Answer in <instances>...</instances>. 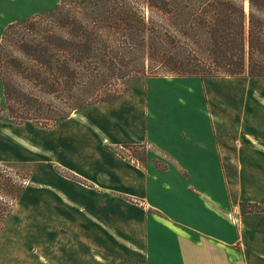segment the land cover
Instances as JSON below:
<instances>
[{
  "label": "crops",
  "instance_id": "0c3cea01",
  "mask_svg": "<svg viewBox=\"0 0 264 264\" xmlns=\"http://www.w3.org/2000/svg\"><path fill=\"white\" fill-rule=\"evenodd\" d=\"M59 1L0 0V38ZM148 81L46 128L52 172L36 164L31 175L49 198L35 191L19 227L6 228L7 216L0 233L16 247L4 248V264H264V77ZM100 103L98 118L84 114Z\"/></svg>",
  "mask_w": 264,
  "mask_h": 264
},
{
  "label": "trees",
  "instance_id": "16d2710c",
  "mask_svg": "<svg viewBox=\"0 0 264 264\" xmlns=\"http://www.w3.org/2000/svg\"><path fill=\"white\" fill-rule=\"evenodd\" d=\"M160 72L264 77V0H60L1 35L0 110L11 124L50 128L116 102L130 74ZM30 175L0 168V230Z\"/></svg>",
  "mask_w": 264,
  "mask_h": 264
},
{
  "label": "rangeland",
  "instance_id": "374dc122",
  "mask_svg": "<svg viewBox=\"0 0 264 264\" xmlns=\"http://www.w3.org/2000/svg\"><path fill=\"white\" fill-rule=\"evenodd\" d=\"M170 77L174 76L171 73L167 72H160L156 75H152L151 73H132L126 78H124L121 81V90L125 89V92L130 90H138L142 89L143 87H146L147 83L150 87V82L147 80L151 77ZM221 77V76H220ZM191 82H188L191 84V88H198V84H193L192 82L194 80H188ZM185 83V82H184ZM124 92V93H125ZM123 93V94H124ZM3 96H2V90L0 85V106H2ZM200 102H197V104ZM105 107V104L100 103L94 107H91L90 109L84 111V114L87 116H90L93 118H98L100 116V113L102 112L103 108ZM75 117H72L71 120L75 122ZM152 114L151 111L148 116V120L151 121ZM55 136H52L50 134V131L46 128H41L39 126H36L32 122H24L22 124H11L7 117L5 110H0V168L2 171L6 173H10L14 179H17L18 181L23 179L24 176H27L30 172L33 174L34 166L36 164H42L41 168V174L42 176H46L51 174L52 166L50 162V158H46V156L43 154L44 147L49 148L50 150H56L57 147H55L54 141ZM28 142H31V144H35L36 147H38L37 150H31L27 145ZM26 143V144H23ZM58 145V144H56ZM134 151L138 152V156H140L143 160L145 159V152L142 148H136L133 146ZM131 149V147H130ZM153 164L156 167L162 168V160L154 159L152 160ZM165 167V166H164ZM56 168V167H55ZM56 173H59L57 170H55ZM63 174H65L63 172ZM59 175L66 177L65 175H62L59 173ZM29 178L28 181L24 184V190L26 191L25 196H23V200L17 201V203L13 206V210L9 217L6 220L5 227L8 228L10 225L12 226H21L22 222L27 221V216L30 214L29 207L27 206V201L30 199H35L39 195L42 196V200L44 198L48 199L49 196L40 188L36 187L37 184L34 182V179L32 175ZM67 178V177H66ZM196 186L198 189H204L203 186L196 183ZM35 191H38L39 195H36ZM30 192H32L30 194ZM46 196V197H45ZM6 200V198H4ZM198 199V198H197ZM33 216L36 215H45L46 212L44 209H38L36 208L34 210ZM171 213V212H170ZM21 228V227H20ZM5 230L1 231L0 233V264H4V254L6 256L10 254L11 252L6 251L4 253V248H8V250H12L16 245L13 241L8 240L7 233H4ZM24 247L25 253L27 254L28 245H22Z\"/></svg>",
  "mask_w": 264,
  "mask_h": 264
}]
</instances>
